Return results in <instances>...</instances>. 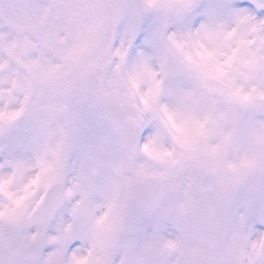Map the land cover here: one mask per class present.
<instances>
[{
    "label": "snow or ice",
    "instance_id": "obj_1",
    "mask_svg": "<svg viewBox=\"0 0 264 264\" xmlns=\"http://www.w3.org/2000/svg\"><path fill=\"white\" fill-rule=\"evenodd\" d=\"M0 264H264V0H0Z\"/></svg>",
    "mask_w": 264,
    "mask_h": 264
}]
</instances>
